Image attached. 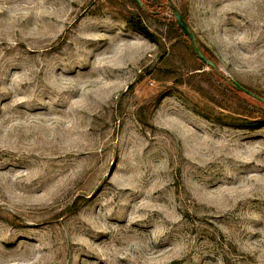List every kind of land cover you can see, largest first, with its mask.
<instances>
[{
    "label": "rangeland",
    "instance_id": "374dc122",
    "mask_svg": "<svg viewBox=\"0 0 264 264\" xmlns=\"http://www.w3.org/2000/svg\"><path fill=\"white\" fill-rule=\"evenodd\" d=\"M163 1L264 99V0ZM151 13L0 0V264H264V108L215 121L224 85Z\"/></svg>",
    "mask_w": 264,
    "mask_h": 264
},
{
    "label": "trees",
    "instance_id": "16d2710c",
    "mask_svg": "<svg viewBox=\"0 0 264 264\" xmlns=\"http://www.w3.org/2000/svg\"><path fill=\"white\" fill-rule=\"evenodd\" d=\"M130 4H132L137 11L141 12V13H145V14H150V15H154L156 16V14L151 13L152 9H158L161 6L170 9V5L166 2H164L162 0L161 3H159L157 0H140L142 3V7H137L134 3L131 2V0H128ZM157 11V10H155ZM171 12V11H170ZM172 15V14H171ZM182 16V18L184 19L183 15L180 14ZM125 22L128 24V26L135 32L141 34L142 36H144L145 38H147L148 40L158 43V39L155 37V35L142 23L140 17L137 14H129L125 17ZM169 27L170 29L174 32V34L176 35L177 38L183 39L186 45V56L189 57L190 62H192V64H194L192 66V69L189 73H192L193 71H201L203 70V68H205L206 66L197 59L195 53L193 52L189 41L187 40V38H185V36L181 33V31L179 30V28L176 26L174 18L172 16L170 22H169ZM199 49L202 51L203 55L210 61H212L215 66H216V61L214 60L213 56L209 53L208 50L203 49L199 44H198ZM162 58V57H161ZM208 68V67H206ZM208 75L214 77L215 79H217L222 85H224L226 90L224 93H218L217 96H219V100L213 97H205L207 99V101L211 104H213L215 107H217L219 109V112L217 113L216 119L215 121H217L218 123H223L231 128H238V129H245L249 127V122L248 119L252 118L251 116L253 115V113H249L248 111H245L243 109H240L237 104L240 102H244L245 99H250L252 100L256 106L260 107V109L264 108V104L253 99L252 97H250L249 95L238 91L231 83V80L224 77L217 69L218 73H216L214 70L208 68ZM171 73V71L169 72ZM204 71H201L199 73L196 74H203ZM193 73L190 75L191 77H193ZM179 80H174L173 81V85H180L182 83H186L187 81L182 79L181 75H179ZM140 78V77H139ZM189 84V82H187ZM190 85V84H189ZM244 87V86H242ZM245 89L249 90L248 88L244 87ZM199 92H201L203 95L207 96V93H204L199 87H197V89ZM229 99H233L232 101ZM236 100V102H235ZM229 103H231L232 105H230ZM205 119H207L206 117H204ZM255 122V121H253Z\"/></svg>",
    "mask_w": 264,
    "mask_h": 264
},
{
    "label": "water",
    "instance_id": "95a60500",
    "mask_svg": "<svg viewBox=\"0 0 264 264\" xmlns=\"http://www.w3.org/2000/svg\"><path fill=\"white\" fill-rule=\"evenodd\" d=\"M131 2L134 3L139 8L142 7V3H141L140 0H131ZM170 11H171V14H172V16L174 18L176 26L179 28V30L185 36V38H187V40L189 41V44H190L193 52L195 53L197 59L199 61H201L206 67H208V68L214 70L216 73H218L215 64L212 61L208 60L203 55L202 51L199 49L193 31L189 28V26L187 25L186 21L182 18L180 13L172 6H170ZM231 83L238 91H241V92L249 95L253 99H255V100H257V101H259V102L264 104V99H262V98L256 96L255 94L251 93L250 91H248L247 89L242 87L236 81L231 80Z\"/></svg>",
    "mask_w": 264,
    "mask_h": 264
}]
</instances>
